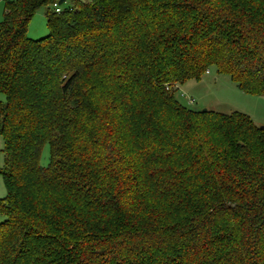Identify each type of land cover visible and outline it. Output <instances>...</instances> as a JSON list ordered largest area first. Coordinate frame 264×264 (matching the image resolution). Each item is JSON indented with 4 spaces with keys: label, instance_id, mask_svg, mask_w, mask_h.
<instances>
[{
    "label": "trees",
    "instance_id": "obj_1",
    "mask_svg": "<svg viewBox=\"0 0 264 264\" xmlns=\"http://www.w3.org/2000/svg\"><path fill=\"white\" fill-rule=\"evenodd\" d=\"M57 2L0 21V264H264V126L174 94L264 95V0Z\"/></svg>",
    "mask_w": 264,
    "mask_h": 264
},
{
    "label": "rangeland",
    "instance_id": "obj_2",
    "mask_svg": "<svg viewBox=\"0 0 264 264\" xmlns=\"http://www.w3.org/2000/svg\"><path fill=\"white\" fill-rule=\"evenodd\" d=\"M74 0H65L57 4L60 9L68 7ZM90 2L91 0H80ZM5 0H0V21L3 19ZM52 8V6L50 7ZM47 6L39 7L27 28V36L40 38L48 33L45 12ZM175 98L184 106L192 109H210L220 113L239 111L248 115L258 126H264V95H251L241 91L225 74H218L214 67H210L198 80L189 79L175 90ZM193 99V101H191ZM0 100L4 101V94L0 92ZM49 145H44L40 165L49 162ZM4 166L3 138L0 135V198L6 194L1 170ZM4 219L0 215V222Z\"/></svg>",
    "mask_w": 264,
    "mask_h": 264
},
{
    "label": "built area",
    "instance_id": "obj_3",
    "mask_svg": "<svg viewBox=\"0 0 264 264\" xmlns=\"http://www.w3.org/2000/svg\"><path fill=\"white\" fill-rule=\"evenodd\" d=\"M54 9H55L56 12H59L60 11V8L58 7V5H55V8ZM191 101H193V99H191Z\"/></svg>",
    "mask_w": 264,
    "mask_h": 264
},
{
    "label": "water",
    "instance_id": "obj_4",
    "mask_svg": "<svg viewBox=\"0 0 264 264\" xmlns=\"http://www.w3.org/2000/svg\"><path fill=\"white\" fill-rule=\"evenodd\" d=\"M65 0H58L57 4H61L62 2H64ZM202 110H206L205 108Z\"/></svg>",
    "mask_w": 264,
    "mask_h": 264
}]
</instances>
